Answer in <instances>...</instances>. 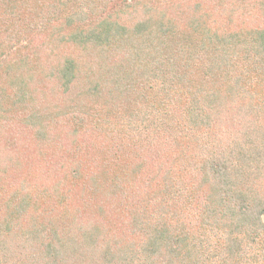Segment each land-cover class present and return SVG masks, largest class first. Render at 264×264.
Wrapping results in <instances>:
<instances>
[{"label":"trees","instance_id":"trees-1","mask_svg":"<svg viewBox=\"0 0 264 264\" xmlns=\"http://www.w3.org/2000/svg\"><path fill=\"white\" fill-rule=\"evenodd\" d=\"M3 126L0 264H264V0H0Z\"/></svg>","mask_w":264,"mask_h":264},{"label":"rangeland","instance_id":"rangeland-1","mask_svg":"<svg viewBox=\"0 0 264 264\" xmlns=\"http://www.w3.org/2000/svg\"><path fill=\"white\" fill-rule=\"evenodd\" d=\"M237 14H238V16H236V21L239 22V19H237V18L240 17L239 16L240 13L237 12ZM257 23H258V19L256 20V22H254V23L252 22L251 24L255 25ZM50 97H52V94H50ZM11 129L12 128H9V127L6 128L4 126H3V128L0 129V157L4 156L5 153H6V151H8L9 153L11 151V148H9V146H7L6 148H4L5 142H7L9 139L12 140L14 137H18V135L15 133L16 131L11 130ZM17 133L19 134L20 132L17 131ZM81 139L83 140V142H93L94 143V141L92 139L89 140L90 139V135L89 134H82ZM96 141H98V140H96ZM96 141H95V144H97ZM59 162L60 161L58 159H53L52 162H50L49 164L46 165L47 169L50 171V173H51V175L53 177L56 176V172H57V168L59 166ZM262 219L264 220V215L262 216Z\"/></svg>","mask_w":264,"mask_h":264}]
</instances>
